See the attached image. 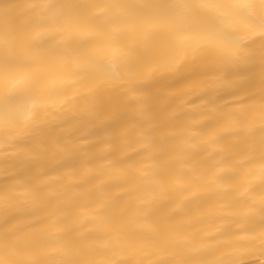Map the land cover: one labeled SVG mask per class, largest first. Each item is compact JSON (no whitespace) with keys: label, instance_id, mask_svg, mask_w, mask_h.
Listing matches in <instances>:
<instances>
[{"label":"snow or ice","instance_id":"1","mask_svg":"<svg viewBox=\"0 0 264 264\" xmlns=\"http://www.w3.org/2000/svg\"><path fill=\"white\" fill-rule=\"evenodd\" d=\"M0 177V264H264V0L0 5Z\"/></svg>","mask_w":264,"mask_h":264},{"label":"bare ground","instance_id":"2","mask_svg":"<svg viewBox=\"0 0 264 264\" xmlns=\"http://www.w3.org/2000/svg\"><path fill=\"white\" fill-rule=\"evenodd\" d=\"M26 2L27 0H0V5H5L8 3L24 4ZM216 2H224V0H216ZM87 38L88 37H84V39H87ZM190 90H191L190 87H186L180 83H176L174 86V94L172 96V99H175V97L183 95L185 92L190 91ZM194 98L195 96L189 97V99H194ZM220 134L229 135L227 131H221ZM234 142L235 141H228V142H225V144L223 145L224 154L226 156L230 157L232 155L233 150L231 148V144ZM0 179H2V177H0ZM80 179H81L80 176H76L71 180H68L66 178H53L52 182L58 185L57 190L59 191L63 187L68 186L69 184L78 183ZM250 182H255V177H249L247 179L241 180L239 181L238 185L233 186V187H239L242 190L243 187H245ZM118 194L120 193H113V195H118ZM81 211H85V209H81ZM118 214H123V208L118 209ZM198 219H199V223L194 228V232L197 234V236H199L200 230H204V229L211 230L212 229V218L211 217L204 215V216H200ZM4 221H5V216L3 213H0V224H3Z\"/></svg>","mask_w":264,"mask_h":264}]
</instances>
